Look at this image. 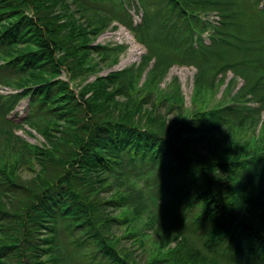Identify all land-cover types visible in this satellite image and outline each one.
Listing matches in <instances>:
<instances>
[{
  "label": "trees",
  "instance_id": "1",
  "mask_svg": "<svg viewBox=\"0 0 264 264\" xmlns=\"http://www.w3.org/2000/svg\"><path fill=\"white\" fill-rule=\"evenodd\" d=\"M71 1L98 13L83 0ZM138 1L142 21L131 26L137 39L195 53L207 65L198 87L201 78L236 70L244 81L236 98L250 95L249 102L263 108L264 37H258L250 11L264 22V2L251 7L244 0H157L153 9L150 0ZM67 2L0 0V71L11 73L2 81L20 90L9 96L7 110L28 97L23 122L42 137L22 140L11 164L0 158V264H77L71 255L86 264H141L113 233L125 226L123 239L136 240L137 217L162 243L175 242L144 264H264V156L218 154L216 148L201 154L187 137H206L228 125L230 114L242 120L251 116H241V109L259 108L233 99L166 121L154 107H144L148 93L139 94L168 69L163 52L140 88L147 56L136 69L95 74L89 81L88 73L99 69L89 55L108 53L104 45L90 44V36L110 20L101 16L90 31L76 26ZM213 11L219 16L214 25L200 16ZM63 15L68 20L59 22ZM208 26L210 44L194 42ZM207 53L214 60L202 58ZM33 160L37 173L22 181L15 167Z\"/></svg>",
  "mask_w": 264,
  "mask_h": 264
},
{
  "label": "rangeland",
  "instance_id": "2",
  "mask_svg": "<svg viewBox=\"0 0 264 264\" xmlns=\"http://www.w3.org/2000/svg\"><path fill=\"white\" fill-rule=\"evenodd\" d=\"M67 1L68 11L72 14V19L76 26L85 27L90 31L95 28L94 26H100L101 23L99 21L101 16L107 21L110 20L102 32L90 36V44L104 45L108 48V53L101 55V53L93 52L89 55V63L93 66L96 65L95 68L100 69H98L99 71L88 73L89 77L87 79L89 81L94 79L96 75H106L108 72L114 71L113 69L121 70L128 67L136 69V66L142 64L147 56L149 60L143 69L138 83V87L140 88L148 77L150 69L158 61L157 56H161L159 54L163 52L167 56V60L170 61V65L164 75L157 77L155 83L143 86L144 90L140 89L139 94L148 93L150 96L144 107L147 109L154 107L155 112L160 114L163 119L174 121L178 115L185 118L193 111H200L214 106H226L232 104L234 100L242 104L245 102L252 108H259L256 112L247 108L241 109V116L250 115L251 118L234 119V115L230 114L231 117L228 125L219 126L215 131L208 133L206 137L199 135L194 137L187 136L190 140L189 146L191 149L198 150L201 154H210V150L216 148L218 149V154L228 151L234 155L241 153L242 156H251L259 153V156H264V105L263 108H260L255 100L249 102L250 95L241 99L236 98V94L244 84L239 72L228 69L214 76L212 80L202 81L201 78V86L198 87L196 85L198 75L201 73L202 68L207 65L203 61L201 62L195 53L190 54L188 51L183 52L179 49H173L170 43L155 44L156 40L142 42L137 39L136 33L131 29V26L140 24L142 21L143 8L138 0H126L124 4H120L121 1L119 3V0H83L88 5L97 8L98 13H92L84 8H80L77 3L71 0ZM244 1L252 4L251 7H258L260 3L264 2V0ZM149 2L151 4L150 8L154 9L158 7L157 0H150ZM251 7L248 5V8ZM57 12L63 14L64 10L59 8ZM250 15L255 16L257 19L256 23L254 21H251V23L256 27L257 31L261 32L258 37H264V22L258 18L259 15L252 8ZM200 16L204 21L207 20L213 25L219 20V16L215 11ZM59 18V22L68 20V17L65 15ZM153 21L152 23H155L157 21L156 18ZM154 28L155 26L152 25L150 31L153 32ZM64 32L66 33L68 30ZM212 32V28L208 26L201 35H196L193 40L194 42H203L208 45L211 41ZM236 54V52L230 53L232 56H236ZM251 55L252 57H256L257 54L252 52ZM202 58L209 59L210 61L214 60L210 53H207ZM6 77H11V73L0 71V93H4L0 94V158L3 163L11 164L16 159V152L19 151L23 144L22 140L37 143L42 140V137L23 122L24 117L28 113V97L20 98L14 108L8 112L7 106L10 104L8 101L10 95L8 93L17 90L13 86L3 84L2 80ZM61 77L67 78L64 73ZM177 84L179 85V89H176ZM117 98L119 100L125 99L122 95L117 96ZM8 119L14 125L8 123ZM9 133L11 134L10 137H8ZM37 168L35 160H33L31 165L28 162L22 161L15 167V171L17 176L22 178V181H26L37 173ZM255 169L257 170V167ZM146 180L148 183L152 182L149 175ZM161 202L166 203V197H163ZM144 221V217L136 218V226H134L136 240L132 238L128 240L126 238L123 239L125 226H118L113 229V233L119 237L120 244L130 246L132 252L136 255V262H140L141 264L157 256L165 255L169 247L175 245L173 241L162 243L159 239V234L153 228L146 227ZM188 232H191L190 235H188ZM187 235L193 239L194 246L196 244L199 245L196 241L197 235L194 232L187 231ZM70 260H73L77 264H86L81 259L77 262L74 255H71Z\"/></svg>",
  "mask_w": 264,
  "mask_h": 264
},
{
  "label": "bare ground",
  "instance_id": "3",
  "mask_svg": "<svg viewBox=\"0 0 264 264\" xmlns=\"http://www.w3.org/2000/svg\"><path fill=\"white\" fill-rule=\"evenodd\" d=\"M129 60V59H128Z\"/></svg>",
  "mask_w": 264,
  "mask_h": 264
}]
</instances>
